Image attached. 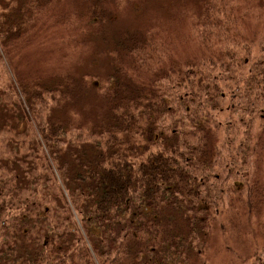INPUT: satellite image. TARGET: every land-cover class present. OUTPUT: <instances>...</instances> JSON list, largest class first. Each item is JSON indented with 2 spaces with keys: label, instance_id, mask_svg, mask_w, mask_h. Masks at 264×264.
Masks as SVG:
<instances>
[{
  "label": "trees",
  "instance_id": "trees-1",
  "mask_svg": "<svg viewBox=\"0 0 264 264\" xmlns=\"http://www.w3.org/2000/svg\"><path fill=\"white\" fill-rule=\"evenodd\" d=\"M5 1L0 31L9 62L11 53L18 55L13 41L24 24L60 0H24L26 6L11 13L19 0ZM77 1L61 11L64 18L67 13L80 20L82 0ZM195 1L197 17L185 36L197 46L196 57L178 61L169 55L167 67L151 69L153 58L159 52L167 58V51L148 32L122 28L107 52L111 69L104 96L81 109L74 102L93 89L89 78L62 74L69 77L48 87L39 83L42 78H22L11 67L7 88L18 87L25 105L3 93L8 102L0 108V132L13 136L11 145L19 128L33 122L44 148L37 158L45 166L36 170L18 153L3 157L0 264H64L70 250L72 264L74 256L90 260L74 227L76 215L99 264H206L216 232L229 241L249 226L260 227L264 126L249 133L243 115L255 109L264 124V59L243 80L241 72L237 77L244 69L235 49L239 45L247 49L243 56L250 54L251 43L241 38L248 17L238 15L248 0ZM88 15L97 22L89 27L94 35L108 38L109 9L89 2ZM225 79L231 82L227 108L237 110V119L229 114L220 128L214 116L225 106ZM53 163L62 188L52 185Z\"/></svg>",
  "mask_w": 264,
  "mask_h": 264
},
{
  "label": "rangeland",
  "instance_id": "rangeland-1",
  "mask_svg": "<svg viewBox=\"0 0 264 264\" xmlns=\"http://www.w3.org/2000/svg\"><path fill=\"white\" fill-rule=\"evenodd\" d=\"M48 1L51 2V0ZM2 2L3 8L5 7L7 10L6 1L0 0V26L3 23ZM75 2L78 1L65 0L63 2V0H60L59 2H54V5L50 3L46 5L45 10L38 19L26 22L22 27L20 39L13 41L18 43L16 49L18 55L13 57L11 53V56L8 58L9 62L5 61L6 57L3 56V33L0 31V108H2L1 105L3 103L7 104L8 102L6 99L3 102V93L5 91L6 96L7 93H10L14 98H18L21 106L25 105L24 98L18 87L15 88V92L7 88L9 79L12 77L11 67L22 78H42V81L39 83L42 84L44 80L48 87H51L53 82H64L65 78L69 77V75L62 74H73L72 76L77 77V79H82L81 76L89 78L90 86L93 89H89L90 91H87L86 95L79 97L78 101H75L74 104L77 109H81V105L83 104H94L96 100H100V96H104L103 93L109 85L107 79L111 69V62L109 53L107 52L111 49L115 38L113 36L122 28H127L130 31L143 30L148 32L155 41H158L157 44L167 51V58L163 57L160 52V55H156V58H153L152 64H150L151 69L160 68L161 66L162 68L167 67L170 56L175 60L183 61L186 58L198 55L197 46L190 44L185 36L187 26L197 17L195 9L198 8V1L82 0L78 10L80 20H76V16L69 18L67 13L64 18L61 11L63 9L69 10L70 4H74ZM89 2L92 4L98 3L110 11L111 22L105 24V29L107 28L109 35L106 39L98 38L90 29L91 27H95L97 22L94 17L92 18L88 15ZM25 6L24 0H19L17 6L10 10L9 13L20 11ZM84 7H88L87 10ZM198 15L201 18L202 13ZM238 15H241L242 19L243 16L248 17L242 21L244 26L241 30V38L251 43L248 57L242 55L247 49L238 47L239 45L235 46V49L241 53L239 54L241 58L240 63L243 64L242 68L244 69V71H237V77L240 78L239 74L241 72L243 74L241 79L245 80L249 74L257 72L255 64L260 59H264V0H248L246 10L241 11L239 8ZM96 38L99 41H96ZM244 59L246 61L243 63ZM150 73L152 71H149ZM142 77L145 76L142 74ZM222 83L224 86L221 87V91L225 94L223 102L225 106L222 108L221 113L214 116L217 120L215 121L216 124L221 122L219 124L220 128L222 127V122L229 114L234 113V118L237 119V110L233 112L227 108V105L231 102L226 92L228 87L231 88V82L229 79H225ZM160 86L163 85L160 84ZM242 86L245 87L244 84L239 85L241 89H243ZM253 86L250 85V87ZM83 87L79 86L78 90L83 89L82 91H84ZM97 90L99 94H97ZM43 98L45 99L44 102H48L46 95H43ZM47 106H50L49 102ZM243 119L248 126L249 133L259 132L264 126L263 119L256 115L255 109L251 113L243 115ZM230 122H232L231 119ZM40 124L46 127L43 123ZM19 130L17 132L20 136L15 137L11 145H8L7 142L13 136L6 133V131L0 132V172L3 170V157L9 156L6 154L7 152L25 155L27 162L35 165L36 170L45 166L37 158L44 148L40 144L36 126L33 122H30L25 127L21 126ZM242 131L239 129V136L236 139L240 138ZM220 137H223V132ZM36 143L38 144L36 145ZM234 143L237 146L238 140ZM262 143H264V139H262ZM154 150L158 151L157 148L152 149V151ZM259 161V179L264 182V153ZM53 165L54 163L50 167L53 171L52 185L53 182H56V186L57 184L61 186L58 176L54 174L56 171L54 170L55 165ZM216 173L223 175L222 171H217ZM233 181L229 180L230 187H232ZM242 194L244 195L245 192L243 191ZM68 202L66 204L67 208L70 206ZM73 214L76 215L75 212ZM63 217L64 214H60V219ZM257 220L260 227L257 226L256 230H253L252 226H249L248 229L241 232L242 236L232 237L231 239H229L230 235H228L229 241L224 239L218 232L212 235V243H215L216 246L214 245L215 248H211V252L209 251V261L206 264H264V209ZM74 221L76 224L74 227L81 237H83L81 245L88 250L92 258L88 261H78L74 256L73 262L76 261L77 264H99L96 261L95 254L92 252V247L88 243L86 229L82 226L80 218L77 215L74 217ZM253 232H255L254 235H252ZM79 234L78 237H80ZM251 238L254 239L252 240ZM226 247H229V251L225 250ZM231 251L238 253L241 258L237 259ZM68 252L67 256L62 258L64 264H72L69 256L72 250ZM100 264H103V262Z\"/></svg>",
  "mask_w": 264,
  "mask_h": 264
}]
</instances>
